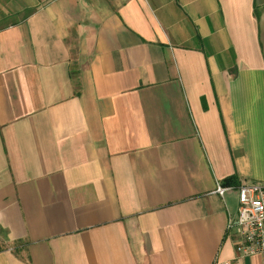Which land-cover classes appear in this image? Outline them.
I'll list each match as a JSON object with an SVG mask.
<instances>
[{"label": "crops", "instance_id": "0c3cea01", "mask_svg": "<svg viewBox=\"0 0 264 264\" xmlns=\"http://www.w3.org/2000/svg\"><path fill=\"white\" fill-rule=\"evenodd\" d=\"M246 183L264 0H0V264H264Z\"/></svg>", "mask_w": 264, "mask_h": 264}, {"label": "built area", "instance_id": "2783aa9c", "mask_svg": "<svg viewBox=\"0 0 264 264\" xmlns=\"http://www.w3.org/2000/svg\"><path fill=\"white\" fill-rule=\"evenodd\" d=\"M230 188L218 185L220 197ZM237 214L228 222V234L239 257L260 256L264 260V183L241 184L237 189Z\"/></svg>", "mask_w": 264, "mask_h": 264}, {"label": "trees", "instance_id": "16d2710c", "mask_svg": "<svg viewBox=\"0 0 264 264\" xmlns=\"http://www.w3.org/2000/svg\"><path fill=\"white\" fill-rule=\"evenodd\" d=\"M223 187H228V186H237V181L235 177H230L225 179L222 182Z\"/></svg>", "mask_w": 264, "mask_h": 264}]
</instances>
